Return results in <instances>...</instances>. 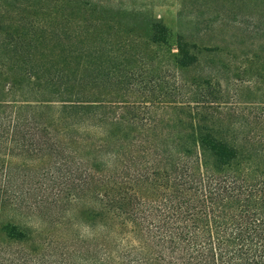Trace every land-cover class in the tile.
Returning a JSON list of instances; mask_svg holds the SVG:
<instances>
[{"label":"trees","instance_id":"1","mask_svg":"<svg viewBox=\"0 0 264 264\" xmlns=\"http://www.w3.org/2000/svg\"><path fill=\"white\" fill-rule=\"evenodd\" d=\"M78 1L72 3L79 10L68 9L69 17L79 13L93 21L61 30L94 39L68 51L70 56L61 48L53 71L41 63V71L22 76L42 87L34 100L27 94L21 99L7 129L37 134L34 140L74 135L78 146L70 149H78L89 171L99 173H87L82 182L95 193L83 210L97 223L86 236L88 264H264V140L242 135L221 106L222 89L213 80L177 77L210 48L177 34L169 41L168 29L153 17L139 35ZM160 43L167 46L170 82L149 62L156 58L149 45ZM72 55L80 69L69 73L63 66ZM91 61L96 65L88 69ZM134 76L140 78L136 87L144 83L140 100L91 91L101 82L132 89ZM16 109L34 110V127L20 129L18 122L30 114ZM77 199L70 193L67 204ZM4 230L15 238L32 233L16 225Z\"/></svg>","mask_w":264,"mask_h":264},{"label":"rangeland","instance_id":"2","mask_svg":"<svg viewBox=\"0 0 264 264\" xmlns=\"http://www.w3.org/2000/svg\"><path fill=\"white\" fill-rule=\"evenodd\" d=\"M74 1L78 0H0V98L6 99L0 106V264H88L92 254L86 236L97 223L86 218L83 210L90 206L95 193L82 182L87 173H99L89 171V163L78 149H70L78 146L75 136L56 140L41 135L40 140H34L37 134H14L7 129L8 125L12 128L10 115L21 99L27 94L34 100L42 87L33 82L35 79L24 80L22 76L41 71V63L53 71L56 61L63 57L59 55L61 48L70 56L68 51L81 49L94 39L75 38L61 30L93 21L79 13H75V19L69 17L68 9L79 10ZM79 1L134 28L139 35L147 31L148 18L153 17L168 29L169 41L173 42L177 34L189 44L208 46L209 51H203L191 66L179 71L178 80H213L215 87L222 89L221 106L230 120L242 127V135L264 140V0ZM100 22L103 25L106 20ZM139 45L141 49L145 46ZM149 46L156 53L155 61L149 62L160 68L165 81H172V75L165 72L166 44ZM97 53L94 55L102 60V53ZM73 57L63 66L69 73L80 69ZM91 62L88 69L96 65ZM132 81V89L126 84L101 82L91 86V91L140 100L144 83L136 87L140 78L135 76ZM17 110L30 114L18 122L20 129L34 127V110ZM70 193L78 199L67 204ZM14 225L31 235L15 238L4 230Z\"/></svg>","mask_w":264,"mask_h":264}]
</instances>
